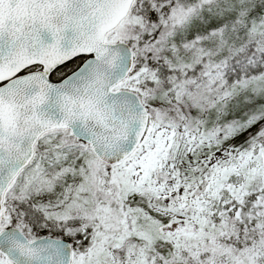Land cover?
I'll return each mask as SVG.
<instances>
[{
	"label": "snow or ice",
	"instance_id": "snow-or-ice-1",
	"mask_svg": "<svg viewBox=\"0 0 264 264\" xmlns=\"http://www.w3.org/2000/svg\"><path fill=\"white\" fill-rule=\"evenodd\" d=\"M0 264H264V0H0Z\"/></svg>",
	"mask_w": 264,
	"mask_h": 264
}]
</instances>
